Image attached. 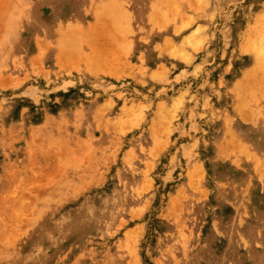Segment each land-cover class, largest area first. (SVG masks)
<instances>
[{"label": "rangeland", "instance_id": "374dc122", "mask_svg": "<svg viewBox=\"0 0 264 264\" xmlns=\"http://www.w3.org/2000/svg\"><path fill=\"white\" fill-rule=\"evenodd\" d=\"M0 264H264V0H0Z\"/></svg>", "mask_w": 264, "mask_h": 264}, {"label": "bare ground", "instance_id": "6f19581e", "mask_svg": "<svg viewBox=\"0 0 264 264\" xmlns=\"http://www.w3.org/2000/svg\"><path fill=\"white\" fill-rule=\"evenodd\" d=\"M103 9V8H102ZM104 11V10H103ZM255 63V62H254Z\"/></svg>", "mask_w": 264, "mask_h": 264}]
</instances>
